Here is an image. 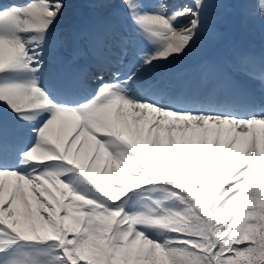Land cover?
Returning <instances> with one entry per match:
<instances>
[{"label":"snow or ice","instance_id":"obj_1","mask_svg":"<svg viewBox=\"0 0 264 264\" xmlns=\"http://www.w3.org/2000/svg\"><path fill=\"white\" fill-rule=\"evenodd\" d=\"M223 6L119 0L133 49L106 15L111 0H96L91 90L60 95L41 77L64 0L0 4V264H264V132L253 134L264 103L178 92L150 75L187 56ZM236 6L264 22V0ZM154 191L163 197L144 195ZM146 199L155 207L132 208ZM18 242L48 251L21 261Z\"/></svg>","mask_w":264,"mask_h":264},{"label":"rangeland","instance_id":"obj_2","mask_svg":"<svg viewBox=\"0 0 264 264\" xmlns=\"http://www.w3.org/2000/svg\"><path fill=\"white\" fill-rule=\"evenodd\" d=\"M96 2V0H94V3ZM119 0L116 2V0H111V3L113 4V7L111 9H108L106 12L107 17L110 19V21L112 22H116L115 16L119 14V9L117 7ZM189 2V0H173V3L176 6H179L182 3H186ZM220 2L224 5L222 8L218 9V10H214L213 12V19H212V23L214 24L215 22H218L220 24H225L226 26L230 24L229 28H227V35L231 34L232 32H234L236 30V24H237V17H236V10H239V7H237L236 5H238V0H233L231 5L227 4L225 0H220ZM64 3L66 5L65 9H64V13L62 14V16L58 19L56 28L54 31L55 34H57V36L55 38L50 37L48 44L46 46V61L49 60L48 58V50L50 48H48V46L53 45V41L54 39L58 40L59 38V42L60 41H64L65 37H66V33L65 30L66 28H63V26H65L66 24V19L69 17V15H67V3L70 6V9H68V12H72V3L67 0V3L64 0ZM93 3V4H94ZM244 15V14H243ZM68 16V17H67ZM253 21V18H250ZM254 21L257 22L258 25H261V28L263 29V35L262 37L259 39L261 40L264 37V22H261L259 19H254ZM179 22V21H178ZM117 28V27H116ZM129 29H131L132 31L134 30L133 27L131 26V24H129ZM206 30L208 31V28L205 29V31L202 32L201 36H203L204 34H206ZM89 29L87 28L86 24L80 20V18L77 19V22L75 24V28H74V34L75 37L73 38V42L71 44H73V46L76 45L77 39H81V37L88 32ZM118 31V30H117ZM119 32V31H118ZM53 36V35H52ZM201 38V37H200ZM139 40L137 37V34L135 32H132V36L130 38V41H128V44L131 48H135L138 44H139ZM257 43V42H256ZM259 44L262 45V40L259 41ZM200 47H201V41L200 39L198 40L197 44L194 46L193 50L185 57H183L182 59L173 61L172 63H176L179 64L180 67H178L176 73L171 81H174L175 83L177 82L178 78V74H180L181 79L184 77V75L186 74V72L188 71L187 67H183L184 63L191 61L192 59L195 58V56L200 52ZM248 47H252L254 54H259L258 48L253 47V45H249ZM144 49L147 51H152L154 49V45L149 44V43H144ZM206 51L204 50L202 53L203 55H201L198 58V65L203 66V65H207V64H211V65H216L215 63H213V61L210 59V56H205ZM209 53V51H208ZM244 58V57H243ZM161 65H166V64H161ZM224 64H221L218 66L221 70H222V77L220 79H214V78H210L206 73H203L202 76V81L205 82V84L207 85V87H209L211 85V83L213 84L215 81L216 83H218L217 85L220 87V84H227L229 86L231 85H235V82L240 83L241 79H239L238 77H236V74H230L228 72V67L225 66L223 67ZM217 66V65H216ZM252 67V65H249V67ZM243 65L240 63H237L236 66H231L233 72H236L238 74L243 73L244 75L246 74L245 71L242 70ZM253 70V69H252ZM48 72V69L46 67V71L44 72V74H46ZM44 74L41 77V80L44 76ZM49 76V75H48ZM48 76H46L44 78V83L47 80ZM245 80H247V78H243ZM48 82V81H47ZM51 84V83H50ZM171 89H174L177 91V88L175 87H171ZM128 115L132 117L131 112L129 109L126 110ZM237 131H239V128H237ZM262 132H264V126H256V128L254 129V135L255 136H260L262 134ZM61 134V133H58ZM57 135V134H56ZM11 178H6V180H10ZM136 204H134L133 206H135ZM41 252H46L45 248H38L37 246H28L27 244H24L23 242H18V244L15 247V251H14V256L16 259L21 260V261H25L27 259H29L30 257H34L38 254H40Z\"/></svg>","mask_w":264,"mask_h":264},{"label":"bare ground","instance_id":"obj_3","mask_svg":"<svg viewBox=\"0 0 264 264\" xmlns=\"http://www.w3.org/2000/svg\"><path fill=\"white\" fill-rule=\"evenodd\" d=\"M93 64H95V63H93ZM176 70H177V66L175 64H172V63L166 64V65H157L156 68L151 71L150 75L156 79L158 78L159 75H161L162 80L160 82L162 83V81L164 79H169ZM73 71L74 70H71V72H67L66 74L71 76ZM80 84L84 87H90L89 82L82 81V82H80ZM81 85H79V86H81ZM213 90L215 91V89H213ZM148 115L151 116L154 114L148 113ZM169 119H171V118H169ZM128 120L131 122L133 120V117L128 115ZM69 126H70V124H68V123L59 124V131L62 133Z\"/></svg>","mask_w":264,"mask_h":264},{"label":"trees","instance_id":"obj_4","mask_svg":"<svg viewBox=\"0 0 264 264\" xmlns=\"http://www.w3.org/2000/svg\"><path fill=\"white\" fill-rule=\"evenodd\" d=\"M146 197L147 196H151L152 197V199H155V200H158V199H161L162 197H163V193L162 192H160V191H154V192H151V193H145L144 194ZM148 202H149V205L148 206H146V207H143V206H141V207H137L135 210H137V211H148L149 209H151V208H153V207H155V205L152 203V201L151 200H148ZM166 206H168V207H174L175 205L173 204V203H169L168 205H166ZM48 251V249H46V252ZM242 260H243V258H241Z\"/></svg>","mask_w":264,"mask_h":264}]
</instances>
